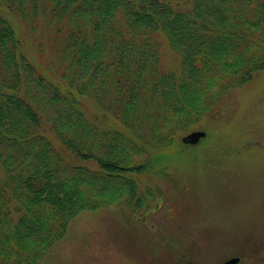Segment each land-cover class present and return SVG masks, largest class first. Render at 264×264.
I'll list each match as a JSON object with an SVG mask.
<instances>
[{
  "label": "trees",
  "instance_id": "16d2710c",
  "mask_svg": "<svg viewBox=\"0 0 264 264\" xmlns=\"http://www.w3.org/2000/svg\"><path fill=\"white\" fill-rule=\"evenodd\" d=\"M0 7V264H38L83 211L147 206L151 192L138 197L131 174L151 171L177 133L218 116L228 91L264 70V0ZM4 11L49 37L63 86L22 52ZM161 37L180 60L170 71ZM86 96L99 107L92 118Z\"/></svg>",
  "mask_w": 264,
  "mask_h": 264
},
{
  "label": "rangeland",
  "instance_id": "374dc122",
  "mask_svg": "<svg viewBox=\"0 0 264 264\" xmlns=\"http://www.w3.org/2000/svg\"><path fill=\"white\" fill-rule=\"evenodd\" d=\"M3 15L22 52L63 86L49 37H37L16 13ZM160 42L161 70L170 71L180 60L165 37ZM226 99L218 116L177 133L151 171L131 174L138 197L151 192L147 206L137 198L79 213L38 264H264V70ZM82 102L88 118L99 113L93 98ZM198 130L206 137L183 148V137Z\"/></svg>",
  "mask_w": 264,
  "mask_h": 264
},
{
  "label": "water",
  "instance_id": "95a60500",
  "mask_svg": "<svg viewBox=\"0 0 264 264\" xmlns=\"http://www.w3.org/2000/svg\"><path fill=\"white\" fill-rule=\"evenodd\" d=\"M205 137H206L205 131H201V130L193 131L189 133L188 135H186L185 137H183L182 142L184 144L197 145ZM239 261H240L239 258H233V259L226 261L223 264H238Z\"/></svg>",
  "mask_w": 264,
  "mask_h": 264
}]
</instances>
